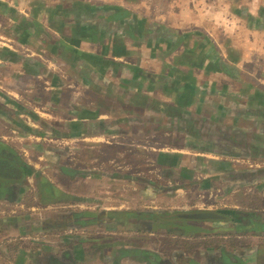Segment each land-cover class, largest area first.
Listing matches in <instances>:
<instances>
[{
	"label": "crops",
	"instance_id": "0c3cea01",
	"mask_svg": "<svg viewBox=\"0 0 264 264\" xmlns=\"http://www.w3.org/2000/svg\"><path fill=\"white\" fill-rule=\"evenodd\" d=\"M148 1L0 0L6 264H264V0Z\"/></svg>",
	"mask_w": 264,
	"mask_h": 264
},
{
	"label": "water",
	"instance_id": "95a60500",
	"mask_svg": "<svg viewBox=\"0 0 264 264\" xmlns=\"http://www.w3.org/2000/svg\"><path fill=\"white\" fill-rule=\"evenodd\" d=\"M0 177L7 180H19L21 178V171L17 168H13L11 165L5 163L0 167ZM180 219L184 221H211L220 218V215L213 212H181L178 215H172L168 217L169 220Z\"/></svg>",
	"mask_w": 264,
	"mask_h": 264
},
{
	"label": "rangeland",
	"instance_id": "374dc122",
	"mask_svg": "<svg viewBox=\"0 0 264 264\" xmlns=\"http://www.w3.org/2000/svg\"><path fill=\"white\" fill-rule=\"evenodd\" d=\"M148 2H150L151 7H147V8L148 9L151 8L152 9L151 11H153V12L155 11V13L152 12L154 15L156 14L158 16V14H157L158 11L160 12V11H164L166 9V6L160 4V0H149ZM170 235L171 234H168V236H170ZM168 236L163 237L164 238L163 241L162 242L159 241L156 244L157 246H153V247H155L156 249L167 250V251L175 250V249H178L180 247H182V248L184 247L187 250V252H192L193 246H191L190 244H184V245L178 246V244L175 242L176 241L175 238H169ZM41 238H43V237H41ZM178 239H179V237H178ZM189 240H191V239H189ZM189 240H187V237H185V239H184L185 242L189 241ZM200 241L202 242L203 240H200ZM151 245H153V243ZM235 247L239 248L237 246H233V248H235ZM12 250H15V247H11V249L7 248V250H6L7 255H4L1 252V255H0V262L1 263H4V264H6V262L8 263L7 260L10 259L11 255H12ZM8 254L10 255V257L8 256ZM5 258H7V259H5Z\"/></svg>",
	"mask_w": 264,
	"mask_h": 264
},
{
	"label": "flooded vegetation",
	"instance_id": "af4514ba",
	"mask_svg": "<svg viewBox=\"0 0 264 264\" xmlns=\"http://www.w3.org/2000/svg\"><path fill=\"white\" fill-rule=\"evenodd\" d=\"M233 214H234V217H235L233 222L234 223L238 222L237 224L242 226V227H248L249 229H252V228L255 229V226L257 227V229L261 227L262 220L257 216V214H253V218H251L249 216V219H246L248 215H245L243 213L236 212V213H233ZM250 218L252 219V222H251ZM222 247H220L218 249L221 252V256H220V258L218 260H216L214 262V264H242V263H240L239 261H237L235 259L236 257L234 255L233 256H229V254L227 252H225V250ZM237 249L238 248H236V247L233 248V250H235V251H237Z\"/></svg>",
	"mask_w": 264,
	"mask_h": 264
}]
</instances>
